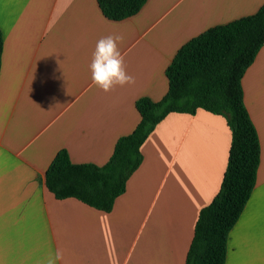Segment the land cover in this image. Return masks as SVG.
I'll list each match as a JSON object with an SVG mask.
<instances>
[{
  "label": "crops",
  "instance_id": "1",
  "mask_svg": "<svg viewBox=\"0 0 264 264\" xmlns=\"http://www.w3.org/2000/svg\"><path fill=\"white\" fill-rule=\"evenodd\" d=\"M264 0H148L122 21L98 0H0V264H186L199 214L217 196L232 142L227 119L172 113L142 146L143 162L110 213L58 200L45 176L66 150L74 164L103 166L162 100L178 51L207 30L253 15ZM122 34L135 83L105 93L91 81L96 42ZM244 102L257 129V184L229 235L225 264H264V46L246 71Z\"/></svg>",
  "mask_w": 264,
  "mask_h": 264
},
{
  "label": "trees",
  "instance_id": "2",
  "mask_svg": "<svg viewBox=\"0 0 264 264\" xmlns=\"http://www.w3.org/2000/svg\"><path fill=\"white\" fill-rule=\"evenodd\" d=\"M148 0H98L103 15L122 21L137 15ZM264 46V5L257 13L213 27L186 43L166 70L169 90L160 101H137L141 120L116 143L103 166L74 164L60 151L46 171L47 189L58 199H76L110 213L143 162L142 146L168 115L199 110L222 115L232 142L221 189L199 214L186 264H225L229 235L257 184L261 145L244 102L242 79ZM4 38L0 30V72Z\"/></svg>",
  "mask_w": 264,
  "mask_h": 264
},
{
  "label": "clouds",
  "instance_id": "3",
  "mask_svg": "<svg viewBox=\"0 0 264 264\" xmlns=\"http://www.w3.org/2000/svg\"><path fill=\"white\" fill-rule=\"evenodd\" d=\"M122 34H109L97 40L91 55L89 70L92 84L105 93L117 87L134 84L135 78L126 69L125 58L120 50ZM63 259L60 249L50 252L44 264H58Z\"/></svg>",
  "mask_w": 264,
  "mask_h": 264
}]
</instances>
